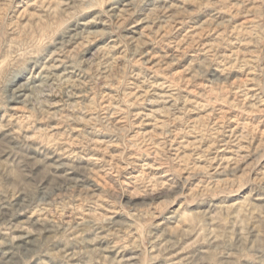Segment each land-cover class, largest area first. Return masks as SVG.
Masks as SVG:
<instances>
[{
  "label": "rangeland",
  "instance_id": "374dc122",
  "mask_svg": "<svg viewBox=\"0 0 264 264\" xmlns=\"http://www.w3.org/2000/svg\"><path fill=\"white\" fill-rule=\"evenodd\" d=\"M0 264H264V0H0Z\"/></svg>",
  "mask_w": 264,
  "mask_h": 264
}]
</instances>
